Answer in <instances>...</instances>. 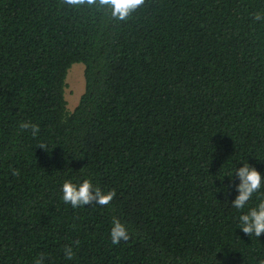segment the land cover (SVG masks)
Listing matches in <instances>:
<instances>
[{"label":"trees","instance_id":"obj_1","mask_svg":"<svg viewBox=\"0 0 264 264\" xmlns=\"http://www.w3.org/2000/svg\"><path fill=\"white\" fill-rule=\"evenodd\" d=\"M258 12L264 0H146L118 21L61 0H0V264L264 260V234L238 219L264 182L238 210L240 181L227 176L247 162L264 176ZM76 62L85 91L69 110ZM85 179L112 201L66 204L63 183ZM113 217L127 242L112 244Z\"/></svg>","mask_w":264,"mask_h":264},{"label":"clouds","instance_id":"obj_2","mask_svg":"<svg viewBox=\"0 0 264 264\" xmlns=\"http://www.w3.org/2000/svg\"><path fill=\"white\" fill-rule=\"evenodd\" d=\"M146 0H61V3L71 9L87 8L95 9L101 13L107 12L110 17L118 21H127L133 13L145 5ZM256 21H264V15L261 13L255 14ZM22 131L31 130L35 137L40 127L38 124L31 122H21L19 125ZM38 147L47 150L44 144ZM67 159V158H66ZM70 163V161H69ZM13 175L18 176L19 171L13 170ZM229 177L238 178L240 183L236 185L238 195L232 202L231 206L235 209L242 210L247 202L252 198L253 194L261 190L264 176L248 162L243 163V167L235 168ZM62 199L66 204H70L73 208L90 205H108L115 196V191L104 192L100 187L94 186L92 182L85 179L79 185L66 180L62 185ZM239 228L248 236L259 238L264 234V199H261L259 204L251 208L246 214L239 216ZM110 239L112 244L118 245L121 241L127 242L131 239L128 228L120 221L118 217H113L112 227L110 230ZM75 244L78 246L79 241ZM65 259L71 260L74 258L73 248L65 246ZM33 264H45L43 254L38 256ZM259 264H264V260H260Z\"/></svg>","mask_w":264,"mask_h":264},{"label":"rangeland","instance_id":"obj_3","mask_svg":"<svg viewBox=\"0 0 264 264\" xmlns=\"http://www.w3.org/2000/svg\"><path fill=\"white\" fill-rule=\"evenodd\" d=\"M66 98L69 110L75 108L78 101L85 91L84 64L82 62L74 63L67 73Z\"/></svg>","mask_w":264,"mask_h":264}]
</instances>
